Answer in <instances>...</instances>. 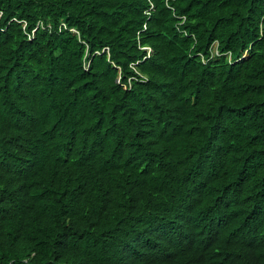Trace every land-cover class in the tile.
<instances>
[{
  "label": "trees",
  "instance_id": "1",
  "mask_svg": "<svg viewBox=\"0 0 264 264\" xmlns=\"http://www.w3.org/2000/svg\"><path fill=\"white\" fill-rule=\"evenodd\" d=\"M0 264H264V0H0Z\"/></svg>",
  "mask_w": 264,
  "mask_h": 264
},
{
  "label": "built area",
  "instance_id": "2",
  "mask_svg": "<svg viewBox=\"0 0 264 264\" xmlns=\"http://www.w3.org/2000/svg\"><path fill=\"white\" fill-rule=\"evenodd\" d=\"M148 50H150V48H148ZM214 52H215L216 54H218V51H217V49H215V48H214Z\"/></svg>",
  "mask_w": 264,
  "mask_h": 264
},
{
  "label": "clouds",
  "instance_id": "3",
  "mask_svg": "<svg viewBox=\"0 0 264 264\" xmlns=\"http://www.w3.org/2000/svg\"><path fill=\"white\" fill-rule=\"evenodd\" d=\"M148 48H149V47H148ZM148 48H147V49H148ZM150 52H151V48H150V50H148V53H147V55H149V53H150Z\"/></svg>",
  "mask_w": 264,
  "mask_h": 264
}]
</instances>
